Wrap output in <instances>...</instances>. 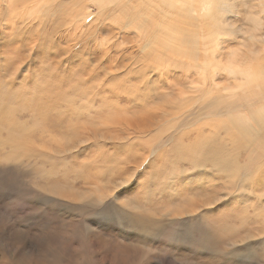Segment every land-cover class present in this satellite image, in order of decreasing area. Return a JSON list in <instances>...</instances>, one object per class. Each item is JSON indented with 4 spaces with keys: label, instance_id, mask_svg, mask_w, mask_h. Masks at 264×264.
I'll use <instances>...</instances> for the list:
<instances>
[{
    "label": "rangeland",
    "instance_id": "rangeland-1",
    "mask_svg": "<svg viewBox=\"0 0 264 264\" xmlns=\"http://www.w3.org/2000/svg\"><path fill=\"white\" fill-rule=\"evenodd\" d=\"M85 5L91 7L92 18H101L103 10L91 0L57 2L41 23L33 21L26 43L11 45L9 53L16 56L9 67H13L12 75L1 70V77L15 82L10 103L16 128L10 138L0 132V217L6 225L0 228V264H264V199L258 200L257 195L245 191L242 197L218 198L217 204L208 206L212 214L206 221L199 216L202 208L198 213L171 215L170 211L186 210L189 200L201 206L205 196L194 191L202 189L201 183L218 180L215 174L200 173L180 160L177 148H171L173 137L156 150L158 137H165L173 127L167 129L162 122L147 131L153 122L147 120L156 114L157 103L168 107L182 80L173 74L169 77L172 87L164 78L158 82V72L142 51L146 37L142 30L125 26L124 17L106 21L105 16L101 26L97 22L100 36L95 43V37L88 36L87 21L78 17ZM188 25L195 27L185 34L190 50L209 29L203 21L190 20ZM74 43L82 48L81 53L72 50L69 44ZM212 45V41L202 44L208 49ZM3 47L5 51L9 48ZM237 48L240 51L227 46L223 58L210 59V63H226L227 54L234 53L237 62L239 56L247 55L248 62L252 59L249 65L264 68V50ZM9 53L0 55L1 62H6ZM219 73V79L227 82L222 70ZM47 78L50 84L53 81L50 108L44 106L46 96L37 95L38 85L45 86ZM146 84L166 95L161 100L147 95L143 102ZM188 86L194 83L180 89L185 91ZM137 89L139 94L132 93ZM181 102L185 101L176 99L173 104L178 107ZM195 105L192 100L186 109ZM171 119L181 125L178 136L195 138L198 124L190 127L189 119L183 121L180 114ZM207 125L204 133L213 128ZM217 186L206 185L203 190L226 194L227 190ZM241 198L250 199L248 211ZM223 212L231 216L224 221L239 224L242 236L249 237L231 246L214 242L208 234L213 229L222 231L223 226L210 220ZM243 216L246 219L241 222ZM235 249L239 252L233 253Z\"/></svg>",
    "mask_w": 264,
    "mask_h": 264
},
{
    "label": "bare ground",
    "instance_id": "bare-ground-1",
    "mask_svg": "<svg viewBox=\"0 0 264 264\" xmlns=\"http://www.w3.org/2000/svg\"><path fill=\"white\" fill-rule=\"evenodd\" d=\"M73 1L75 0H0V55H7L11 45L19 44L22 46L23 43H26L33 21L41 23L44 17L47 16V13H50L56 8L57 2L63 4ZM91 2H94L97 5L96 7L100 9L99 11L103 10L101 14L99 12L101 18H92L93 14L90 11L91 7L89 5L83 6L78 17L87 21L85 24H87L86 29L88 33H90L88 36L95 37V43L97 42L98 34L97 22H100L99 26H101L105 16L106 21H110L111 19H121L124 17L125 20H123V22L125 26L135 27L136 29L142 30L146 37L142 45V51H144L148 60L152 62L153 66L151 67L158 72V82L164 78L170 83V85H168L172 87L173 83L170 82L169 77L173 76V74H176V76H179L182 80V85L174 91L176 95H171L168 107L160 106V104L157 103L156 114H152L149 120H147L153 121L147 131H150L154 126L158 125L159 127V124H163L162 122H165L163 127L166 126L167 129L173 127L175 130L170 133L168 132L165 137H158L159 140L155 143L158 145L156 150H160L161 146L168 143V141L171 140L170 138L173 137L174 142L171 148L172 150L174 147L177 148L175 153L180 156V160H186L193 168H198V172L200 173L205 172L204 174H215L214 177L218 178V180H216V182L213 180V182L206 181V184L201 183L202 189H199L200 191H194L196 195L205 196V199L200 200L201 206H194L196 201L188 199L189 202L186 207H189L186 210L170 211L171 215L192 214L193 212H197L199 208H202V213L200 210L199 213H201V215L199 216L206 221L208 216L211 218L212 214L209 213L210 208H207L208 206L210 207L217 204L215 203V200L227 196H234L236 198L242 197L241 194L245 191H248L249 195H257V199L263 201L264 68L249 65L252 59L248 62L249 56L247 55H242L241 59L239 56L238 62L244 60L245 62H248V65L237 64L238 62L234 59L237 54L234 55L232 50V56L227 54L226 58L228 59H226V63L219 62L215 65L210 63L209 60L218 59L219 57L223 58V50L227 46L232 48L235 47L237 50H239V48H237L239 46L241 49H248L246 51L250 52L264 50V0H91ZM111 4H113L112 7ZM73 17L75 19V16ZM190 20L203 21L206 28L209 30L204 33L205 37L202 38V40L198 41L200 37L198 36L194 42L195 44L193 45V48L190 47V50H188L185 34L193 31L195 28L188 25ZM98 36H100V33ZM192 37H194V34H192ZM225 37H228V39H225ZM206 41H212L213 45L210 49H208L209 46H202ZM69 45L74 48H72V50L75 53L82 52V48L78 49L76 43ZM3 46H9V48L5 51ZM156 48H158V51H156ZM220 50L221 52H219ZM69 51L71 50L69 49ZM228 51L229 50H227V52ZM9 56L10 57H7L8 59L5 57L7 59L6 62H1L0 58V74L1 70L4 69L5 75H12L11 69H13V67H9L15 61L14 57L16 58V56H14V54H10ZM229 59H231V61ZM262 59L264 63V57ZM8 62L10 63L7 64ZM19 62L22 63V60ZM23 63L20 65H23ZM140 64H142V62ZM261 65L260 67L263 66ZM173 67H178V69L175 71L172 69ZM193 70L195 71L193 72ZM220 70L225 74L226 80H228L227 82L219 79ZM142 72H144L143 69ZM1 75L0 132L5 131L10 138L12 132L16 128V121L13 120V103H10V99L12 98L13 91L16 87L13 80H5V75L4 77H1ZM58 75L61 76L60 74ZM9 76L8 78H10ZM227 76H231V79L229 80ZM55 79L57 78L55 77ZM143 79L145 80V78ZM46 81L48 82L49 79L47 78ZM57 81L59 82L60 80ZM47 82L45 86L38 85L40 89L38 90L37 95L39 96V94L43 93L44 96H46L44 98V106L50 108L51 105L53 106V101L50 97V91L52 88L50 85L53 81L51 84L49 83L50 81ZM191 83H194L192 88L191 86H188L185 91L180 89ZM252 85L255 86L254 90L250 88ZM143 87V94H141L145 95L142 100L143 102L147 100V95H152L156 100H161L160 96L166 95L165 92L158 91L156 86L152 88L153 86L151 87L149 84H146V86ZM139 90L141 89L139 88ZM139 90H133L132 93L139 94ZM19 93L20 92H18V94ZM15 94H17V92ZM43 94H41V96ZM191 94L196 95L193 96ZM31 95L33 97L34 94ZM25 96L27 97V95ZM20 99H22V97H20L19 100ZM176 99L179 101L183 99L185 102H181L179 105L177 104L178 107H175L173 103ZM44 100L41 99L42 103ZM192 100H194L196 105L190 108L191 110H187L186 108L189 109ZM28 106L30 107V105ZM38 106L41 105L39 104ZM38 109H41V107ZM44 113H48L46 109ZM177 114L183 116V121L189 119L187 124H190V127L193 124L195 125V123L198 124L196 127L197 134L194 139L190 140V136L184 138L178 136L176 132H178V129H182L181 125H175L172 119L170 122L168 121L171 116H176ZM209 123L213 128H211L208 133L207 131L204 133L205 131L203 127ZM210 124L207 126L210 127ZM174 132L176 134H174ZM185 140H188V143H185ZM207 164L211 165L210 170L207 169ZM201 167L205 168L201 169ZM206 185L212 189H215V186L220 185V189L227 190V192L226 194H221L218 189H209V191H206L205 188L203 190ZM92 190H94V188ZM101 196L102 195L97 196L98 198L96 199H101ZM249 200V198H246L243 201L244 203H247L244 207L246 211H248L247 208H249ZM219 201L220 199L218 202ZM226 201L227 205H231L229 200ZM251 206H253L254 210L257 209L256 205L252 204L250 207ZM203 210L206 211L203 212ZM218 215V219L212 218L210 223H218V225L220 223L223 226L222 231L217 233L216 230L213 229L208 236L210 235L214 242L221 243L222 245L227 244L228 246L235 245V243L243 240L245 234L243 237L242 233H240V225H235V223L230 224L227 220L224 221L223 218L229 216L228 213L224 214L223 212ZM234 215L235 214H233V216ZM247 218L249 217L247 216ZM243 219L246 218L243 216L240 221L244 222ZM253 230L251 232H253ZM225 232L231 234H236L238 232L239 234L230 237L226 235ZM249 234H251L250 231ZM246 237L248 238L249 236ZM238 252L239 250L235 249V252L233 253Z\"/></svg>",
    "mask_w": 264,
    "mask_h": 264
},
{
    "label": "snow or ice",
    "instance_id": "snow-or-ice-1",
    "mask_svg": "<svg viewBox=\"0 0 264 264\" xmlns=\"http://www.w3.org/2000/svg\"><path fill=\"white\" fill-rule=\"evenodd\" d=\"M169 86V85H168ZM6 225L4 224V218L0 217V228L5 227ZM10 225H7V227H9Z\"/></svg>",
    "mask_w": 264,
    "mask_h": 264
}]
</instances>
